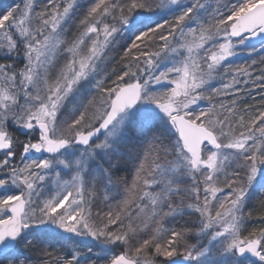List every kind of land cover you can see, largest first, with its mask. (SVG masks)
Listing matches in <instances>:
<instances>
[{"label": "snow or ice", "instance_id": "obj_1", "mask_svg": "<svg viewBox=\"0 0 264 264\" xmlns=\"http://www.w3.org/2000/svg\"><path fill=\"white\" fill-rule=\"evenodd\" d=\"M0 264H264V0H0Z\"/></svg>", "mask_w": 264, "mask_h": 264}, {"label": "trees", "instance_id": "obj_2", "mask_svg": "<svg viewBox=\"0 0 264 264\" xmlns=\"http://www.w3.org/2000/svg\"><path fill=\"white\" fill-rule=\"evenodd\" d=\"M245 49H247V47H249V45H245V46H243ZM259 53H254L253 54V56H255V55H258ZM250 57H248V55H247V52L246 51H244V52H242V54H241V56L238 58L240 61H243V60H245V59H249Z\"/></svg>", "mask_w": 264, "mask_h": 264}, {"label": "rangeland", "instance_id": "obj_3", "mask_svg": "<svg viewBox=\"0 0 264 264\" xmlns=\"http://www.w3.org/2000/svg\"><path fill=\"white\" fill-rule=\"evenodd\" d=\"M193 242H195V241L193 240Z\"/></svg>", "mask_w": 264, "mask_h": 264}]
</instances>
